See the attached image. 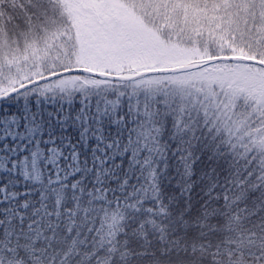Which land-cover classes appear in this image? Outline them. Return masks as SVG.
Instances as JSON below:
<instances>
[{
  "label": "snow or ice",
  "instance_id": "1",
  "mask_svg": "<svg viewBox=\"0 0 264 264\" xmlns=\"http://www.w3.org/2000/svg\"><path fill=\"white\" fill-rule=\"evenodd\" d=\"M0 264H264V0H0Z\"/></svg>",
  "mask_w": 264,
  "mask_h": 264
}]
</instances>
